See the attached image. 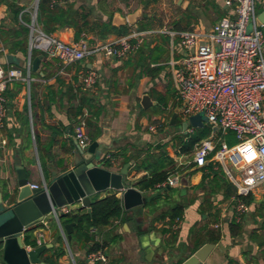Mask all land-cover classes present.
Instances as JSON below:
<instances>
[{"label":"crops","instance_id":"obj_1","mask_svg":"<svg viewBox=\"0 0 264 264\" xmlns=\"http://www.w3.org/2000/svg\"><path fill=\"white\" fill-rule=\"evenodd\" d=\"M37 1L18 2L24 6L22 13L24 17L28 15L29 22L23 19L22 13L16 21L8 6L0 3V31L11 33L8 42L12 50L2 43L8 55H13L17 62L11 63L8 55H1L0 60L5 67L22 68L25 77L29 78L9 83L4 93L8 112L4 127L0 128V197L3 204L11 206L17 202L20 192L18 166L28 173L29 185H42L44 181L48 184L59 173L75 166L80 152L74 137L75 126L79 117L87 114L89 136L91 139L96 136L95 141H103L98 148L102 151L101 159L110 154L112 160L107 164L112 171H120L127 164H122L124 156L132 157L128 162L127 178L131 186L147 198L140 215L124 208L123 219H115L96 231L95 240L104 245L111 264H183L207 243L216 247L206 261L199 263L264 264V189L258 188L245 197L248 210L239 221L236 193L229 194L223 177L215 176L216 172L224 171L222 167L213 162L202 168L193 164L179 165L180 156L191 160L192 149L183 150V141L188 139L191 130L199 127L183 129V133L177 134L178 143L172 134L160 139L156 137L160 130L168 129L176 108L182 106L169 70L171 59L185 54L180 38L165 33L154 34L146 39L139 51L127 57L107 59L95 55L83 63L62 67L58 59L37 50L30 51L28 24L36 6L38 15ZM62 4L65 9L73 4L74 10L83 9L89 13L94 29L83 32L81 38L76 39L73 27L55 24L57 29L51 35L67 43L83 38L104 42L124 36L104 34L100 26L103 22L125 26L128 28L125 35L164 27L172 31L194 28L208 31L222 17L233 15L232 8L224 0H65ZM262 11L264 0H258L257 14ZM129 18L135 24L127 22ZM22 26L27 27V33L22 31ZM261 28L264 31V25ZM0 37H3L1 32ZM163 37L167 40L163 41ZM151 50L160 53L158 62H150ZM28 61L31 62L30 71ZM87 69H94L99 74L98 82L89 90L80 84L81 74ZM162 83L167 84V88L164 89ZM156 93L163 97L162 102ZM145 95L152 101L147 108L142 104ZM170 108L173 111L168 121L157 114L170 111ZM178 116L185 121L180 112ZM157 119H162V127L153 132L150 126ZM231 135L232 132L225 135L228 141ZM210 165H213V171L209 170ZM157 168L180 175L182 181L176 186L142 190L137 182L151 176ZM113 193L122 199V194L112 188L96 192L90 199H102ZM70 205L73 211L87 210L81 202ZM176 207L182 208V214L176 217L181 222L174 226L176 218L172 221L170 215ZM41 223L45 228H39L35 234H44L45 243L53 244L41 255L45 264L46 257L53 253L51 249L59 247H65L67 253L57 264H89L86 261L88 244L77 240L67 243L52 213ZM54 223L62 237L58 232L54 235ZM212 237L218 238L217 242H212ZM183 243L187 249L181 260L178 247ZM218 243L222 245L218 246ZM24 245L27 246L25 240ZM70 253L74 263L68 256ZM78 256L80 260H77ZM3 257L2 244L0 264H7Z\"/></svg>","mask_w":264,"mask_h":264},{"label":"built area","instance_id":"obj_2","mask_svg":"<svg viewBox=\"0 0 264 264\" xmlns=\"http://www.w3.org/2000/svg\"><path fill=\"white\" fill-rule=\"evenodd\" d=\"M258 0H224L232 8L233 15L222 17L208 31L191 29L172 31L167 27L134 31L111 41H91L83 38L67 43L46 34L38 23L37 6L31 11L30 51L37 50L49 58L59 60L62 67L83 63L85 59L101 55L104 58H123L140 50L146 39L154 34L165 33L179 37L185 54L172 58L169 70L176 94L182 102L180 114L184 120L198 113L205 115V125L210 134L196 143L191 150V160L180 156L179 165L193 164L205 167L213 162L222 167L227 178L236 188L235 207L237 219H242L248 210L244 198L258 188L264 189V31L257 23ZM252 24V31L248 26ZM8 52L0 37V57ZM27 69L30 71L31 62ZM99 74L87 69L81 74L83 89L94 88ZM15 80H29L23 69L5 67L0 60V128L4 127L8 107L5 90ZM86 116L82 115L75 126L74 137L83 150H87L92 139L87 132ZM158 125L150 126L156 132ZM193 131V130H191ZM232 132L237 143L231 145L225 135ZM3 142H6L5 140ZM105 158L112 160L110 154ZM181 176L170 174L156 185L157 188L176 186ZM32 189H47V183L31 184ZM71 205L54 209L52 216L61 227L64 239L67 236L60 223L62 214L72 212ZM117 222V220H116ZM181 222L176 218L175 225ZM37 235V243L41 245ZM31 250L32 246L27 245ZM89 264H111L103 248L87 254ZM199 264H209L201 262Z\"/></svg>","mask_w":264,"mask_h":264},{"label":"water","instance_id":"obj_3","mask_svg":"<svg viewBox=\"0 0 264 264\" xmlns=\"http://www.w3.org/2000/svg\"><path fill=\"white\" fill-rule=\"evenodd\" d=\"M37 3L39 4V0ZM127 22L135 24L130 18ZM257 23L264 24V11L258 14ZM8 59L11 63L17 62L13 55H8ZM151 103L150 96L145 95L143 106L147 108ZM179 112L180 107H177L172 115L171 125L177 123ZM205 120V115L198 113L185 120L182 127L185 131L189 126L203 128ZM101 142L103 141H92L87 150L80 147L79 160L75 166L59 173L47 184V189L40 187L32 189L29 185L28 173L23 167H17L20 186L17 202L5 206L0 197V243L3 244V258L7 264H45L41 255L53 244L45 243L44 237H41V245L28 251L23 239L25 232L41 223L54 209L65 205L81 202L83 208L91 211L90 197L96 192L109 188L119 191L122 194L125 210L140 215L147 198L143 196L142 191L131 186L127 178L130 164H125L120 171H112L111 166L101 159L102 151L98 149ZM62 228L68 243L73 238L75 222L67 223ZM221 245L222 243H218V246ZM215 247L216 245L211 243L203 245L183 264H198L200 261H206Z\"/></svg>","mask_w":264,"mask_h":264},{"label":"trees","instance_id":"obj_4","mask_svg":"<svg viewBox=\"0 0 264 264\" xmlns=\"http://www.w3.org/2000/svg\"><path fill=\"white\" fill-rule=\"evenodd\" d=\"M19 0H0V3H4L8 6V10H10L14 14V18L16 21H18L19 15L24 10V6H21L19 3ZM65 2V0H40L39 2V8H38V23L42 27V30L46 33L51 35L57 27L55 24L60 25H66L71 26L75 29V37L76 39H80L83 32H87L88 30H94L92 27V23L89 20V13L82 10H74L73 4H69V7L65 9L64 5L62 4ZM23 19H25L26 22H29V17L26 15ZM102 26L103 31H105L104 34L108 33H115L118 35H125L128 33V28L125 26H114L111 23L103 22L100 24ZM22 31L28 32V29L26 26H22ZM1 35L3 36L2 42L9 46V48L12 50V47H10L9 44V36L11 33L9 31L1 30ZM167 37H163V41H166ZM156 49V48H155ZM160 49V48H159ZM155 50H151L149 53V59L150 62H158L161 59L160 53L154 52ZM11 52V51H10ZM151 66V65H150ZM159 67V66H158ZM160 68V67H159ZM156 95H158L156 93ZM160 102L163 101V97L159 94L156 96ZM178 121V119H177ZM210 134V129L208 127L204 128H195L193 132L188 135V139L186 141H183V147L182 149L185 151H190L196 143L201 141L203 138L207 137ZM96 137V136H95ZM95 137L92 138V141H95ZM132 160V157L130 156H124L122 160V164L128 163ZM104 161L106 163H110V159L105 158ZM139 169V167H137ZM213 165L209 166V170H212ZM213 171V170H212ZM168 175H170V172L167 170H163L160 168H157L152 171L151 176L143 177L141 180L137 182L138 186L142 189H153L155 186L163 182L167 179ZM215 176L219 177L221 179V176L223 177L227 189L229 190V194L236 193V188L233 185V183L227 178L224 171H219L215 173ZM217 182V181H216ZM217 185L219 186L220 183L217 182ZM227 196H229L227 194ZM245 200V198H244ZM125 214V210L123 207V202L120 197H118L115 193L110 194L102 199H94L91 203V211L85 210V209H79L76 211H72L70 213L62 214L60 217V223L63 225L71 222H75V231L73 234V238L70 240H77V241H84L86 245L88 244L87 254L103 248V244L96 241V231H98L101 227L107 226L112 223L115 219H123ZM182 214V208L176 207L170 215V220H174L177 216H181ZM55 228L54 235H58L60 232H58L57 225L53 224ZM44 225L42 223L36 224L35 226H32L29 228L24 235V240L27 245H31L32 247H37V235L35 234L36 230L39 228H43ZM45 228V227H44ZM58 232V234L56 233ZM61 234H59V237H62ZM198 240V239H197ZM218 238L212 237V242H217ZM198 243H202L201 240H198ZM197 243L196 246H199ZM71 247V243H69ZM53 253H51L48 257H46L45 262L47 264H57L58 259L65 255L67 253V250L65 247H59V249H51ZM2 252V244L0 243V254ZM178 264H182L181 262Z\"/></svg>","mask_w":264,"mask_h":264},{"label":"rangeland","instance_id":"obj_5","mask_svg":"<svg viewBox=\"0 0 264 264\" xmlns=\"http://www.w3.org/2000/svg\"><path fill=\"white\" fill-rule=\"evenodd\" d=\"M248 31L251 32L252 31V24H250L248 26ZM164 86V87H163ZM162 87L165 89L167 88V84H163L162 83ZM171 97V96H170ZM175 101V100H174ZM174 101L172 99V104L174 105ZM171 110L170 111H166L164 113H161V111L159 113H157L158 115L161 114V118H165L167 121L170 117V114L172 113L173 111V108H170ZM156 114V113H155ZM162 119H157L156 120V123L159 127H158V130L162 127V122H161ZM206 121V120H205ZM184 121H182V118L180 116H178V121L175 125H169L168 126V129L167 130H160L157 134H156V137L157 139H160V138H165L167 134H172L173 135V140L178 143V140H180V138H176L177 137V134H181L183 133V127H182V123ZM170 124V123H169ZM153 138H155V136L151 135ZM229 143L231 145L237 143V140L235 139V136H234V133H232V135L229 137ZM50 219V218H49ZM179 255H180V259L182 260V258H184V251L187 249V246L183 243L181 244L179 247ZM72 261V263H74V261L72 260V256H71V253L68 255ZM77 260H80L79 256L77 257Z\"/></svg>","mask_w":264,"mask_h":264}]
</instances>
